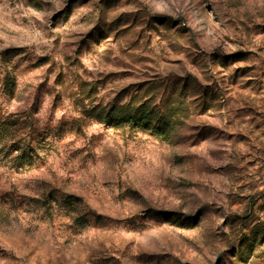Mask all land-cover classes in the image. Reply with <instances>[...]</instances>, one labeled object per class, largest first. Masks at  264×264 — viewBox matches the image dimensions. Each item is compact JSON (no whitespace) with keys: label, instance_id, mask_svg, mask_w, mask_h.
<instances>
[{"label":"rangeland","instance_id":"374dc122","mask_svg":"<svg viewBox=\"0 0 264 264\" xmlns=\"http://www.w3.org/2000/svg\"><path fill=\"white\" fill-rule=\"evenodd\" d=\"M0 264H264V0H0Z\"/></svg>","mask_w":264,"mask_h":264},{"label":"trees","instance_id":"16d2710c","mask_svg":"<svg viewBox=\"0 0 264 264\" xmlns=\"http://www.w3.org/2000/svg\"><path fill=\"white\" fill-rule=\"evenodd\" d=\"M88 117L96 118L111 126H129L148 131L160 140H168L175 128V115L169 110L141 103L113 104L109 108L94 107L85 112ZM72 198L68 201L71 203Z\"/></svg>","mask_w":264,"mask_h":264}]
</instances>
